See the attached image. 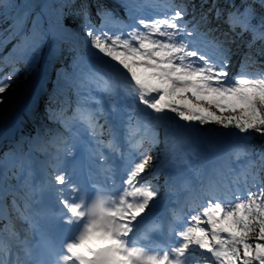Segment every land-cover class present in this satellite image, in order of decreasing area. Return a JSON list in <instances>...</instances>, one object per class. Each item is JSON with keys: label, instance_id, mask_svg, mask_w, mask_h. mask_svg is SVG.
<instances>
[{"label": "snow or ice", "instance_id": "6c2138e0", "mask_svg": "<svg viewBox=\"0 0 264 264\" xmlns=\"http://www.w3.org/2000/svg\"><path fill=\"white\" fill-rule=\"evenodd\" d=\"M256 3L264 9V0L241 6L233 3L227 13L213 5L215 19L222 20L226 30H221L219 24L211 27L207 13H201L197 20L195 4L169 2L168 14L144 19L135 14L140 5L124 0L122 6L132 23L125 24L112 11L98 6L99 26L92 19L91 4L87 0L80 4L75 12L79 28L88 38L93 55L106 58L104 63L108 65L104 75L82 73L80 83L87 81L101 90L113 110L114 97L119 89L123 90L130 101L124 140L138 152V159L125 170L121 187L114 178V169L103 163L109 159L105 149L110 153L120 151L121 135L109 124L102 102L97 100L95 108L78 105L71 116L65 115L67 108L50 107L49 119L60 122L67 135L57 133L40 150L50 156V167L55 171L54 184L47 187L54 188L58 195L62 207L56 215L67 225L66 235L53 241L44 232L38 219L42 211L33 207L37 203L36 190L29 187L22 197L23 205L14 200L13 206L19 218L29 224L28 231L40 239L32 242L6 228L19 251L9 259L12 247L8 240L0 239V264H264V181H259L257 192L227 198L217 193L209 177L203 191L210 198L202 210L192 215L184 227L173 230L178 243L146 249L137 237V225L152 215L159 203V188L144 174L158 158L151 149L160 142V126L165 133V163L177 167L185 162L190 134L203 126L235 129L237 141H247L254 133L264 137V71H248L256 63L248 52L240 61L238 73L230 75L234 55L231 45L238 38L249 35V49L260 42L258 51L264 55V14L259 16V24L253 23ZM25 24L24 18L18 17L15 28L23 32ZM58 29L68 39L79 35L67 24L58 22ZM214 32L220 35L211 36ZM12 38L6 37L0 43ZM29 38L35 41L39 36L31 34ZM17 71L13 67L0 78V103ZM141 127L145 132L150 129V135L134 139ZM78 145L90 160L101 161L106 186L91 184V192L89 188L81 189L73 184L70 173L61 170ZM254 153L258 159H249L240 174L245 180L251 175L255 181L257 166L264 171V152L257 153L250 143L238 149L237 158ZM158 172L153 165V175ZM66 190L68 197L64 196ZM196 252L210 255L196 258Z\"/></svg>", "mask_w": 264, "mask_h": 264}, {"label": "rangeland", "instance_id": "374dc122", "mask_svg": "<svg viewBox=\"0 0 264 264\" xmlns=\"http://www.w3.org/2000/svg\"><path fill=\"white\" fill-rule=\"evenodd\" d=\"M3 1H4L3 2L4 9L0 12V35L2 38L14 36V38L10 39L9 42L13 43V40L15 39L17 40V43L14 45L8 44L6 48L0 51V54H2L0 56V74H3L2 77L12 72L13 67H15V69L17 70L21 69L26 75V79L22 80L20 84L21 86L22 84L29 81V79L32 78L36 74L37 70H40L42 62L44 61L45 57L47 56L49 52H51L55 57V62H53L52 64V71L53 73H55L56 69L60 68V59H61L58 44L53 42L51 36L48 33H46L43 29L39 30L40 29L39 28L36 34L39 36V39L35 40L34 46H32L31 48L22 46L24 40H26L27 37L26 35H24V36H21V38H18L20 37V35L18 36L17 34L19 30L15 28V23H12L14 16L16 14V9H17L19 0H3ZM135 1L136 0H127V2L129 3H134ZM151 1L155 2L156 4L162 5L163 9H167L166 5L169 2L178 4V5L185 4V3L199 5L198 0H191L187 2L184 0H151ZM105 2L107 3L106 4L107 6H104V7H106L109 10L113 8L112 6H110V0H105ZM122 2H124V0H122ZM134 4L140 5L138 4V2L137 3L135 2ZM42 5L44 9H46L47 1L43 0ZM200 12H203V11H200ZM24 20L26 22L27 19H24ZM49 26L50 25L48 24L47 27L49 28ZM25 28H26V24H25ZM80 36L81 37L79 38V40L83 39L84 45L82 47L84 48L80 51V53H78V56L75 58L77 59V63L74 64L75 74H74V78L72 79V82L77 76L81 78L82 73L85 75L89 73H98L100 75L105 74L104 68H101L100 66L96 64L97 58L93 55L94 50L91 48L88 38L83 33ZM15 45H18V47L19 45H21V47H19L20 48L19 50L21 53L15 50V47H14ZM207 51L209 55L212 54V49L210 47L207 49ZM253 65L254 64H252L251 66ZM239 67H240V64H238V61H236V59H232V66L230 67V75L237 74L239 71ZM50 78H51L50 82L51 84H53L54 78H52L51 76ZM17 90L18 89L11 91L10 89H8L3 94V103H0V109L9 102V100L13 97L14 93ZM97 92L103 96L102 99H99V101L103 102V100L105 99V94L101 90L99 91L94 85H92L91 83H88L87 81L83 84H81L80 82L76 84V93H75L76 98L78 99V101L80 100L79 102H81L80 105L82 106H88L89 101L96 102L97 100H95L94 96L98 95ZM50 97L51 96H49L48 99ZM61 99H66V97L64 95H61ZM43 109H44V104H43L42 109L40 110L41 114L38 119H43L45 117L46 114L43 111ZM1 114L2 113L0 112V115ZM50 121L52 124H50L47 121L39 123V126H42L44 128V133L41 139L38 138L39 143H40L39 146L41 147L48 140V137H49L48 135L50 133L57 134V132H59V128H55L54 121L56 120H50ZM135 124H136V121H135ZM161 130L163 134L162 141L164 143L165 133H164L163 126ZM150 133H151L150 129L147 132H145V129L141 127L140 130L136 133V136L134 139H140L141 137H146L147 135H150ZM190 135H191V144L190 146L186 148L187 154L185 157V162L180 163L178 167L172 164L165 163V153H164L165 144H164L162 146L164 151L162 152H155V154H153L154 152L151 150V154L154 157H158V158L153 162V164H150L148 166V169L144 174V178L151 180V182L159 188L160 197H159L158 205L165 203L169 198L176 197L177 195L180 194V192H185L186 194L181 195V196L186 195L184 198V202L186 201V199L193 197V203L195 201H199V202H196L195 204H197L198 212H200L202 210V207L206 204L207 199L210 197L206 198L204 196L203 198H199L200 200H197L196 198H194L193 194L197 192L198 188H200V186L208 180L210 175L216 172V170H221L225 162H226V165H225L226 167L228 166V164H230L229 163L230 155H231L233 147L237 144V142L233 141L231 134L228 131L223 132L224 137L221 139L220 137L219 138L215 137L212 134H205L202 129L198 132L191 133ZM127 146H130V144H127ZM11 151L12 152L9 153L5 159L2 158L1 156L0 160H3L11 168L16 167L17 171L13 170L12 174H13V177H16L17 179H19L20 177L19 173L20 175L25 174V171L30 166L28 162V158H27V151L25 150V152L21 156H19V153H18L19 151H14V150H11ZM207 152L208 153L212 152L213 154H217V157H215L214 160L207 163L205 162V159H204V156ZM22 156L25 159V162H22ZM153 165H155L156 168L157 167L161 168V173H159L161 174L160 177H158V174L153 175ZM169 165H171L172 167H176L175 173H174L173 178H171V180H164V178L162 177L163 176L162 171L164 172L166 170H170ZM171 170H173V168H171ZM182 170H185L189 173L190 179L185 181V183L181 184L180 186L179 185L177 186L176 183L174 182V178L177 177L180 171ZM192 177H194V179L196 180L195 185H193V183L191 182ZM167 183L171 185H168ZM179 188H181V191L177 192ZM239 191L237 192H239V195H241V197L246 196L248 193L244 187H240ZM228 193L229 195L234 194L233 190L229 191ZM17 201H18V197L15 198L16 203ZM23 228H25V224H18L14 222L12 223L13 230L18 229L19 230L18 232H21ZM6 233H7L6 240H8L11 247L14 246L15 248H18L15 245V242L10 238L9 232L6 231Z\"/></svg>", "mask_w": 264, "mask_h": 264}, {"label": "trees", "instance_id": "16d2710c", "mask_svg": "<svg viewBox=\"0 0 264 264\" xmlns=\"http://www.w3.org/2000/svg\"><path fill=\"white\" fill-rule=\"evenodd\" d=\"M84 2L85 0H49V10L46 11L45 15L50 19L53 25L57 27V29H58V22H60L62 24H67L69 27L75 28L76 31L80 33L82 32V30L79 28V20L75 16V12L76 9L80 6V4ZM87 2H91L90 4L92 6L91 8L92 15L94 14V10H96L97 7L100 6L101 3H103L102 0H87ZM198 2L199 5H196V12H195L196 19L198 20L200 18L201 13H207L209 20L212 21L211 27L215 28L217 24H219L221 30H226L227 26L222 23V20L217 21L215 19V9L213 8V5L221 9L224 13H227L230 10V5H232L233 3L236 6H241L244 2L254 3V0H206V2L205 0H198ZM73 4H75V7L72 6ZM201 4H203V8H201ZM255 6L257 11V18L253 21V23L259 24V16L260 14H264V9H261L258 3H256ZM3 8L4 6L2 1V6H0V12L3 10ZM119 10L120 12L123 11L121 7H119ZM92 19L94 18L92 17ZM42 26H43V19L41 17L40 19H34L32 24L31 34L36 35L38 29L41 28ZM203 30L205 29L201 28V31ZM30 35L23 42L22 46L32 47L34 45L35 41L29 38ZM62 35L65 36L64 34ZM219 35H220L219 32L211 33V36H219ZM250 39L251 37L246 34L243 38H238L235 44L231 45L232 52L234 53L232 59H236V60L239 59V63H240L243 55L245 53L251 52L256 63H254L255 67L250 66L248 68V71L249 72L264 71V55H260L258 51L261 48V44L260 42H257L251 49H249L248 41H250ZM0 40H4V38H2L1 35H0ZM56 41H58L61 51L63 52V61L61 63L63 72L65 74L71 75L73 71L72 59L74 53L78 51V48L70 41L59 40V39H57ZM4 45L5 43H0V48H2ZM24 76L25 73L23 72V70L19 69L17 71L16 78L9 89L11 91L16 89L20 81L24 78ZM56 78L58 81V86L61 87L62 86L61 76L57 75ZM73 87H74L73 84L68 85L67 93L71 99H72ZM202 130L205 134H212L215 137L218 138L220 137V139L224 137L223 136L224 131H229L232 139L237 141L234 136V134H236L237 132V130L235 129H222L217 125L210 124L203 126ZM240 135L242 136L243 134ZM159 137L157 139L160 142L153 147L155 152L163 151L161 139ZM244 143H250L251 145H254L255 151L257 153L264 152V137H262L260 134L254 133L247 141L239 140L238 144H236V146L232 149L229 159L230 164H228L225 172L223 173V175L227 176L226 178L227 180L226 181L220 180L219 182L217 181L215 182L211 178L215 182L217 193L225 192L226 190H232V187L239 188V185H243L245 189L250 192H257L258 191L257 188L258 187L260 188L259 181H264V171L260 170L259 166H257L256 169H254V171L257 173L255 181L253 180V177L251 175H248L246 180L242 176H240L242 170L244 169V166L247 165L249 159H258L255 153L251 157L241 156L240 158H237L238 149L240 145ZM207 182L203 188L206 187Z\"/></svg>", "mask_w": 264, "mask_h": 264}, {"label": "bare ground", "instance_id": "6f19581e", "mask_svg": "<svg viewBox=\"0 0 264 264\" xmlns=\"http://www.w3.org/2000/svg\"><path fill=\"white\" fill-rule=\"evenodd\" d=\"M43 8L42 1L35 0V3H33L30 7L29 12L35 13L36 11L42 10ZM18 14L19 12L17 11L12 23H15ZM53 28L54 27L49 26V29L52 32H54ZM25 30L26 29H24L23 32H18L17 34L22 35ZM54 58V55L49 52L42 62L40 71L30 78L29 81L19 86L18 90L14 93L9 102L0 109V112L2 113L0 115V157L2 156V158L5 159L7 157L6 155L12 152L10 150H13L14 145L18 144L21 140V144H23V142H27L28 139H31L34 134H39L40 130L44 131V128L39 126V123H42V121L38 118L41 114L40 110L42 109L45 100L49 96H54V94H56V90H54L55 86L49 82V77L51 76V73H49L51 70V61ZM104 59H96V64L101 68H104V65H106L104 63ZM55 72H58V69H56ZM38 84L40 85L39 87L42 88L41 91L37 87ZM95 98L100 99L102 98V95L98 93V95H95ZM116 101H121V103H126L128 106H130V101L127 99L122 89H119L118 94L114 97V103ZM106 104L107 103L105 100L103 102L104 109H106ZM132 123L135 124V119L132 121ZM105 139H107V137H105ZM108 152L110 154V150H108ZM122 152H125V150ZM105 155L107 156V153H105ZM215 157H217V154L210 153L206 154L204 159L205 162H210L214 160ZM3 162L4 161L0 160V169L2 171L4 180H6L7 187H9L10 183V186L13 188L11 195L15 196V193L20 190H22L25 195L29 187H31L33 184L32 180L35 173L34 170H29L27 175H22L20 179L14 183L12 171H17V168H11L8 164H4ZM103 163L109 166L107 161H104ZM157 168L159 169L158 177H160L161 174L159 173H161V168ZM162 175L163 178H165L167 175L168 180H171L169 178H173L172 174L168 173V171L165 173L162 171ZM188 175L189 173H187V171L182 170L178 176L174 178V182L181 183L184 180L183 178H186ZM11 202L12 199L10 200V203Z\"/></svg>", "mask_w": 264, "mask_h": 264}, {"label": "water", "instance_id": "95a60500", "mask_svg": "<svg viewBox=\"0 0 264 264\" xmlns=\"http://www.w3.org/2000/svg\"><path fill=\"white\" fill-rule=\"evenodd\" d=\"M105 67H106V69H107V68H108V65H106Z\"/></svg>", "mask_w": 264, "mask_h": 264}]
</instances>
